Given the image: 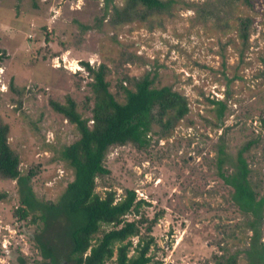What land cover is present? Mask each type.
I'll use <instances>...</instances> for the list:
<instances>
[{"label": "rangeland", "instance_id": "rangeland-1", "mask_svg": "<svg viewBox=\"0 0 264 264\" xmlns=\"http://www.w3.org/2000/svg\"><path fill=\"white\" fill-rule=\"evenodd\" d=\"M161 1L167 8L136 3L131 19L119 20L115 7L128 0H0V120L21 171L35 168L36 197L56 200L72 178L58 150L76 132L49 100L70 95L90 115L84 103L91 77L82 62L106 66L118 100L120 82L132 77L147 74L154 86L169 85L186 97V115L168 131L154 124L144 147L111 146L109 171L96 178L95 190L119 197L133 188L149 218L162 211L147 264H214L216 255L249 264L251 214L238 208L218 174L217 150L222 143L234 158L251 142L243 156L256 196L264 197V0ZM241 18L250 19L246 39L239 36ZM0 194V264H17L19 253L32 264L36 225L18 217L15 180L0 179ZM260 229L264 243V208ZM130 239L135 244L138 237Z\"/></svg>", "mask_w": 264, "mask_h": 264}, {"label": "trees", "instance_id": "trees-1", "mask_svg": "<svg viewBox=\"0 0 264 264\" xmlns=\"http://www.w3.org/2000/svg\"><path fill=\"white\" fill-rule=\"evenodd\" d=\"M112 0H104L108 5ZM127 7H115L116 18L130 20L136 3L149 9H165L161 0H128ZM228 4L252 5V0H225ZM250 19L239 21V36L246 39ZM3 55L0 53V60ZM91 77L92 96L84 106L90 115L84 116L70 95L63 102L49 100L50 106L74 125L76 136L62 145L57 159L72 172V178L56 200L38 199L31 182L35 168L21 171L19 157L7 140L8 126L0 120V179L15 180L19 205V219L34 223L29 236L37 252L32 264H147L151 261L150 248L155 245L152 228L162 211L149 218L143 212L144 199H137L133 188H125L116 195L114 190L100 194L95 190L96 178L108 173L105 157L111 146L131 143L137 148L147 145L154 124L168 131L188 112L186 97L169 85L154 86L147 74L129 78L120 88L123 100L109 90L105 78L106 66L94 67L82 62ZM91 101V105L88 102ZM222 109H218L220 117ZM251 145L245 143L234 158L223 149L217 150L218 174L232 187L231 197L240 210L251 214L248 221L252 230L247 257L249 264H264V243L260 241L264 197H257L249 179L250 169L243 152ZM229 161L230 168L222 164ZM3 194H0L2 196ZM128 215L133 218L128 219ZM137 236L133 244L130 239ZM132 250L131 253H129ZM216 255L214 264H236V256L225 259ZM17 264H28L19 253Z\"/></svg>", "mask_w": 264, "mask_h": 264}]
</instances>
